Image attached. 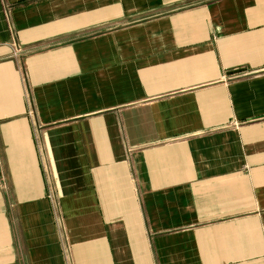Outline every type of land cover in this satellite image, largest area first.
<instances>
[{
    "label": "crops",
    "instance_id": "crops-1",
    "mask_svg": "<svg viewBox=\"0 0 264 264\" xmlns=\"http://www.w3.org/2000/svg\"><path fill=\"white\" fill-rule=\"evenodd\" d=\"M0 264H264V0H0Z\"/></svg>",
    "mask_w": 264,
    "mask_h": 264
}]
</instances>
